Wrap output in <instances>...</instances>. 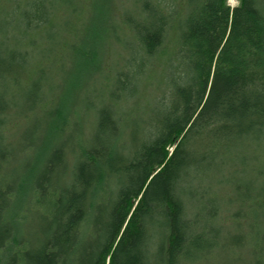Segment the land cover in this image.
I'll list each match as a JSON object with an SVG mask.
<instances>
[{
    "label": "trees",
    "instance_id": "trees-1",
    "mask_svg": "<svg viewBox=\"0 0 264 264\" xmlns=\"http://www.w3.org/2000/svg\"><path fill=\"white\" fill-rule=\"evenodd\" d=\"M0 264H264V0H0Z\"/></svg>",
    "mask_w": 264,
    "mask_h": 264
},
{
    "label": "rangeland",
    "instance_id": "rangeland-1",
    "mask_svg": "<svg viewBox=\"0 0 264 264\" xmlns=\"http://www.w3.org/2000/svg\"><path fill=\"white\" fill-rule=\"evenodd\" d=\"M228 4L231 6V7H235L237 5V3L235 5L233 4H230L228 2ZM243 153L245 154L247 160H248V165H246L244 168H242V171H241V174H239L237 177H236V180H238L240 183L244 184V185H249L251 189V187H253L252 185V177H253V170H254V167H253V163L252 162V159L253 157L256 155V152H251V151H243ZM256 164V163H255Z\"/></svg>",
    "mask_w": 264,
    "mask_h": 264
},
{
    "label": "snow or ice",
    "instance_id": "snow-or-ice-1",
    "mask_svg": "<svg viewBox=\"0 0 264 264\" xmlns=\"http://www.w3.org/2000/svg\"><path fill=\"white\" fill-rule=\"evenodd\" d=\"M228 2H229L230 4L235 5V4L238 2V0H228Z\"/></svg>",
    "mask_w": 264,
    "mask_h": 264
}]
</instances>
